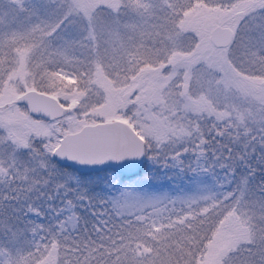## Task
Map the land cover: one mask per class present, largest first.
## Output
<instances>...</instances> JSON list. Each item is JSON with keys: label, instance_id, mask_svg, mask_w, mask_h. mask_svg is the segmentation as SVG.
Wrapping results in <instances>:
<instances>
[{"label": "snow or ice", "instance_id": "1", "mask_svg": "<svg viewBox=\"0 0 264 264\" xmlns=\"http://www.w3.org/2000/svg\"><path fill=\"white\" fill-rule=\"evenodd\" d=\"M18 12L0 21V264H264V0ZM145 162L170 191H96L90 170Z\"/></svg>", "mask_w": 264, "mask_h": 264}, {"label": "rangeland", "instance_id": "2", "mask_svg": "<svg viewBox=\"0 0 264 264\" xmlns=\"http://www.w3.org/2000/svg\"><path fill=\"white\" fill-rule=\"evenodd\" d=\"M5 5V8H2L0 10H4V14L1 17L0 21H12L14 20L20 13L18 12L19 7L21 6V0H0V6ZM8 8V9H7ZM147 171L146 175L142 177H138V179H123L121 177L114 180L109 186H107L108 192H116L119 190H124L127 187L131 186L133 189L137 191H152L160 186H164V191H170V188L168 187L169 184H171V181H167L164 179H159L156 183L151 184L150 177L154 175L155 168L151 165L150 162H147ZM110 172H100L93 176L94 179L102 178L104 180H112L113 177L110 176ZM172 187H175V185H172ZM108 193L105 192V195Z\"/></svg>", "mask_w": 264, "mask_h": 264}]
</instances>
